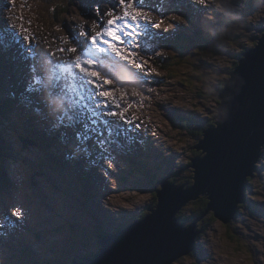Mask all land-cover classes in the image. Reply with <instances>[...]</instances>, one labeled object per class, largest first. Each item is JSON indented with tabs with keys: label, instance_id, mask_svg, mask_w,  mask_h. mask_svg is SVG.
Masks as SVG:
<instances>
[{
	"label": "rangeland",
	"instance_id": "374dc122",
	"mask_svg": "<svg viewBox=\"0 0 264 264\" xmlns=\"http://www.w3.org/2000/svg\"><path fill=\"white\" fill-rule=\"evenodd\" d=\"M108 1L0 0V264L81 262L99 251L101 234L113 235L151 215L149 207L157 209L156 190L162 191L158 180L169 178L189 189L195 174L188 166L202 154L196 150L204 139L202 131L217 121L220 86L230 79L238 67L237 61L245 58L248 48L259 44L264 33V0H231L230 10L234 12L230 15L226 2L210 0L212 6L204 16L196 15V0H185L184 10H190L189 15L170 11L167 0H118L120 10L108 13L107 4L112 0ZM130 4L159 32L154 41L166 35L161 30L166 31L167 56L181 59L182 65L175 68L177 76L170 78L168 61L158 63L160 73L156 66L146 68L150 64L144 60V83L150 85L148 80L155 74L163 84L160 96L152 97V103L159 105L160 133L143 153L137 151L124 158L103 157L97 164L90 156L94 143L83 140L80 144L78 132H70L76 139L72 146L65 145L70 141L64 137L59 145L56 133H40L41 126L50 127L51 121L38 116L36 110L40 108L34 106L32 93L28 94L27 87H20V70L33 69L32 45L41 52L38 55L45 56L59 42L58 54L50 61L58 59L54 63L57 65L72 63L81 50L74 46L66 49L67 37L75 42L76 34L81 36L87 24V33L98 31L106 20L122 16V9L125 5L130 8ZM62 5L71 6L63 21L59 16ZM215 10L220 16H216ZM148 32L151 37L149 28ZM111 82L114 92L108 94L106 101L110 105L101 107L112 117L104 118L121 123V118H115L127 116V112L132 116V106L134 118L138 119L133 120V126L138 129L142 124L139 119L144 107L143 94H134ZM42 88L43 92L38 94L41 101L37 103L45 105L46 112L53 113L59 105L67 106L59 103L55 81L52 87L42 82ZM127 91L135 96L129 104L121 97V92ZM105 99L102 96L96 101ZM88 107L98 108L95 104ZM121 108L126 112L115 115L113 110ZM123 122L135 130L128 117ZM89 125L94 127L95 121L91 120ZM53 127L55 132L74 131L69 120ZM32 131L43 137L32 135ZM164 133L169 135L165 137ZM122 145L125 146L124 141ZM70 146L76 149L69 151ZM65 158L75 162L84 173L95 172L90 185L74 179L77 168L70 167L69 172L67 165L57 163L58 160L63 164ZM245 192L246 202L236 218L227 225L216 219L198 237L195 253L174 264H264V150ZM194 212L198 214L193 204L186 207L185 221H181L185 226L196 221ZM209 217L210 214L200 226Z\"/></svg>",
	"mask_w": 264,
	"mask_h": 264
},
{
	"label": "water",
	"instance_id": "95a60500",
	"mask_svg": "<svg viewBox=\"0 0 264 264\" xmlns=\"http://www.w3.org/2000/svg\"><path fill=\"white\" fill-rule=\"evenodd\" d=\"M244 55L220 91L216 125L197 145L201 156L188 166L195 171L193 185L158 180L157 209L149 207L151 215L113 235L101 234L100 250L74 264H174L190 256L204 230L197 221L185 226L179 214L201 198L209 199L201 220L214 213L227 225L236 218L264 147V35Z\"/></svg>",
	"mask_w": 264,
	"mask_h": 264
},
{
	"label": "bare ground",
	"instance_id": "6f19581e",
	"mask_svg": "<svg viewBox=\"0 0 264 264\" xmlns=\"http://www.w3.org/2000/svg\"><path fill=\"white\" fill-rule=\"evenodd\" d=\"M110 1V0H109ZM108 1V2H109ZM112 2H116V0H112ZM132 3V2H131ZM221 6V5H220ZM110 9V8H109ZM109 9L107 10V12H109ZM225 10H227V8H225ZM105 13V12H104ZM102 13V14H104ZM217 15H220V14H217ZM114 17H117V16H114ZM112 18V17H111ZM143 19V18H142ZM147 23V27L149 28V31L151 33V38L154 39L155 35H159V32H156L154 31V28H152L150 26V24L148 22ZM87 28H88V24L86 26V28L83 30V34H76V37H75V42L73 40H70L68 37L67 39L64 41V43H67L69 42L68 45H66L67 47H65L66 49L71 47V46H74L75 48H77V51L84 45L86 44V42L88 41V36H89V33H87ZM159 30V29H158ZM58 39V38H57ZM61 40V39H59ZM61 43L59 42H55V45H56V49L52 52V53H47L45 54V56H41L40 54L38 55V53H41L40 51L38 52V48L35 47V45H32V67L33 69H27V70H24V69H21L20 70V73L21 75L19 76V80H20V87L24 89V87L28 90V94L32 93V96L33 97H36L40 92L43 91L42 89V85H41V81L42 80H46L49 82V84H52L51 80H50V72L48 68H53V63L58 60V59H55V61H50L51 59H53L54 57H56V55L58 54L57 52V49H59V45ZM75 44V45H73ZM81 44V45H80ZM63 45V44H62ZM24 52V51H23ZM23 55V54H22ZM115 70V68H113ZM31 72V73H30ZM32 73H33V77H32ZM30 75H31V78H30ZM30 78V82L29 84L27 83L28 82V79ZM72 82V81H71ZM32 87V91L29 90V88ZM40 101V100H39ZM60 102L62 104H67L68 101L66 100V98L64 96L60 97ZM88 119L90 118V116L88 115L87 117ZM105 119V118H104ZM105 121L111 123V124H119L117 122H110L108 120L105 119ZM37 134V137L38 135H41L40 133H38L37 131H32V135H35ZM73 134H71L69 131L65 132L64 134V138L66 141H70V144H65V145H71V144H74L76 143V139L73 138L72 136ZM43 137V135H41ZM76 137L79 141V133H76ZM123 141H121L122 143ZM72 146V145H71ZM71 146L70 148L68 147L67 149L68 150H72L71 149ZM67 147V146H66ZM153 150V149H152ZM79 153V152H78ZM56 154V153H55ZM80 155V153H79ZM60 157V156H59ZM79 158V156L75 159V162L77 163V159ZM63 164L60 163L58 160H57V163H59L60 166H65L66 164H64L66 162V160H62ZM75 163V167L74 168H77V175H74V179L75 180H81L83 181V183H90V180L92 179V175L95 173L94 171L91 172L89 170V173H84L83 170H81L78 165ZM90 185V184H89ZM192 206V205H191ZM13 209V208H12ZM131 214V213H130ZM26 231V229H25ZM191 256V255H190ZM81 260V259H80Z\"/></svg>",
	"mask_w": 264,
	"mask_h": 264
},
{
	"label": "trees",
	"instance_id": "16d2710c",
	"mask_svg": "<svg viewBox=\"0 0 264 264\" xmlns=\"http://www.w3.org/2000/svg\"><path fill=\"white\" fill-rule=\"evenodd\" d=\"M80 1H84V0H74V2H80ZM59 9H62V11L59 13V16L62 17L61 20L63 21V16H65V15L68 13L69 7L64 8L63 6H61V8H59ZM241 59H242V58H241ZM180 63H181V62H180ZM239 64H240V59L237 61V63H236V67H237ZM236 67H235V69H236ZM225 84H226V81H225L224 84H222V85L220 86V88L223 89L224 86H225ZM212 125H216V123H215V122H212ZM210 127H211V126H210ZM201 135L204 136V131H202ZM197 151H198V150H197ZM192 164H193V160L191 161L190 166H191ZM249 180H251V179L249 178ZM4 182H5V181H4ZM171 182H172V181H171ZM193 183H194V182H193ZM192 185H193V184H192ZM191 204L194 205V207L196 208V211L198 212V214H197L196 212H194V214H193L194 219L199 223V227H201V228L204 230V233L207 232V230H208V226L216 220L214 213H211L209 219H207V223H206L204 226H202V225L200 226L201 221H204V220H201L200 218H201L202 215L204 214L205 210L208 208V205H209V199H208V198H201L199 201L194 202V203H191ZM242 205H243V204H242ZM185 209H186V208H185ZM185 209H184V211H182V212L179 214V219L181 218L180 222H181L182 220L185 221V217H184ZM146 216H147V215H146ZM146 216H145V217H146ZM196 218H197V219H196ZM205 220H206V219H205ZM196 221H195V222H196ZM193 223H194V222H193ZM207 224H208V225H207ZM194 253H195V252H194ZM194 253H193V254H194Z\"/></svg>",
	"mask_w": 264,
	"mask_h": 264
},
{
	"label": "clouds",
	"instance_id": "9594fccd",
	"mask_svg": "<svg viewBox=\"0 0 264 264\" xmlns=\"http://www.w3.org/2000/svg\"><path fill=\"white\" fill-rule=\"evenodd\" d=\"M260 42V41H259ZM222 89H220V91H221ZM219 94H220V92H219ZM218 115V114H217ZM211 128H212V126H211Z\"/></svg>",
	"mask_w": 264,
	"mask_h": 264
},
{
	"label": "flooded vegetation",
	"instance_id": "af4514ba",
	"mask_svg": "<svg viewBox=\"0 0 264 264\" xmlns=\"http://www.w3.org/2000/svg\"><path fill=\"white\" fill-rule=\"evenodd\" d=\"M200 228H201V227H200ZM200 228H199V229H200ZM201 229H202V228H201ZM194 252H195V251H194ZM194 252H193V253H194ZM193 253H192V254H193ZM192 254H191V255H192Z\"/></svg>",
	"mask_w": 264,
	"mask_h": 264
}]
</instances>
